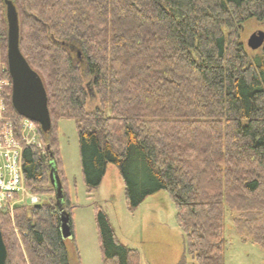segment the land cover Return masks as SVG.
Here are the masks:
<instances>
[{
    "label": "trees",
    "instance_id": "obj_1",
    "mask_svg": "<svg viewBox=\"0 0 264 264\" xmlns=\"http://www.w3.org/2000/svg\"><path fill=\"white\" fill-rule=\"evenodd\" d=\"M10 1L52 124L44 135L35 123L45 154L23 149L31 193L55 194L51 161L64 189L58 124L74 121L88 192L108 164L119 168L131 210L167 192L192 264H225L227 209L244 242L264 249V47L251 57L240 42L243 25L264 23V0ZM83 68L98 99L90 113ZM11 93L10 111L23 119ZM56 210L0 209L7 264H70ZM64 210L74 236L69 203ZM95 220L103 264H140L104 212Z\"/></svg>",
    "mask_w": 264,
    "mask_h": 264
},
{
    "label": "rangeland",
    "instance_id": "obj_2",
    "mask_svg": "<svg viewBox=\"0 0 264 264\" xmlns=\"http://www.w3.org/2000/svg\"><path fill=\"white\" fill-rule=\"evenodd\" d=\"M0 19L3 29L8 31L5 5L0 6ZM257 31L264 32V23L251 20L243 25L240 32V42L251 57L261 54L262 51H251L247 46L249 38ZM74 45L72 46L75 47ZM0 69H7V35L2 33ZM1 77L6 79L4 73ZM82 77L89 94L86 112L90 113L97 108L98 99L93 97L91 79L86 75L85 68L82 70ZM6 95H9V91ZM7 108L11 113L8 100ZM36 141V148L45 154L40 131ZM58 145L64 175L63 200L59 202L55 194L49 197L42 191V187L38 196L40 204L50 202L51 205L64 209L67 203L70 204L74 236L70 228L67 233H63L61 229L67 243L70 264H103L95 220L97 210L108 216L119 242L128 249L138 251L140 264H192L191 258L185 252L184 234L177 225L175 206L167 192L150 196L138 208L131 210L127 206L126 186L120 170L117 166L108 164L101 184L89 193L83 179L79 139L74 121L59 122ZM64 191L69 201L64 197ZM237 216L236 212L226 210L225 264H264V249L244 242V238L238 235L234 226ZM16 234L19 235V232L16 231Z\"/></svg>",
    "mask_w": 264,
    "mask_h": 264
},
{
    "label": "water",
    "instance_id": "obj_3",
    "mask_svg": "<svg viewBox=\"0 0 264 264\" xmlns=\"http://www.w3.org/2000/svg\"><path fill=\"white\" fill-rule=\"evenodd\" d=\"M5 4L8 26L7 66L12 81L11 104L20 117L38 124L41 132L46 135L50 133L52 128L47 93L39 75L32 70L20 51V30L17 9L10 0H6ZM247 46L251 51L263 49L264 32H255L249 38ZM50 167V183L60 202L63 200L62 184L53 161H51ZM56 213L60 219V229H62L63 233H67L70 228V219L64 207H58ZM7 260L8 253L0 231V264H7Z\"/></svg>",
    "mask_w": 264,
    "mask_h": 264
},
{
    "label": "built area",
    "instance_id": "obj_4",
    "mask_svg": "<svg viewBox=\"0 0 264 264\" xmlns=\"http://www.w3.org/2000/svg\"><path fill=\"white\" fill-rule=\"evenodd\" d=\"M6 75L3 80L1 74ZM12 89L7 69H0V209L13 212L19 206H36L40 197L25 186L22 154L25 147H37L35 123L13 116L7 108L6 92Z\"/></svg>",
    "mask_w": 264,
    "mask_h": 264
},
{
    "label": "crops",
    "instance_id": "obj_5",
    "mask_svg": "<svg viewBox=\"0 0 264 264\" xmlns=\"http://www.w3.org/2000/svg\"><path fill=\"white\" fill-rule=\"evenodd\" d=\"M131 250V249H130ZM136 251V250H135ZM138 252V251H137Z\"/></svg>",
    "mask_w": 264,
    "mask_h": 264
}]
</instances>
